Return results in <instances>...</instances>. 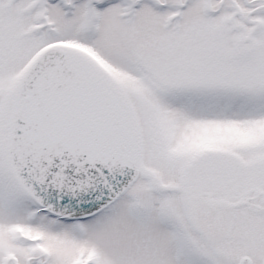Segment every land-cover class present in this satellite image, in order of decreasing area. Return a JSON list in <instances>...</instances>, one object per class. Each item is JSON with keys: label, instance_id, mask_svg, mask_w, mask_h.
Wrapping results in <instances>:
<instances>
[{"label": "snow or ice", "instance_id": "obj_1", "mask_svg": "<svg viewBox=\"0 0 264 264\" xmlns=\"http://www.w3.org/2000/svg\"><path fill=\"white\" fill-rule=\"evenodd\" d=\"M0 264H264V0H0Z\"/></svg>", "mask_w": 264, "mask_h": 264}]
</instances>
